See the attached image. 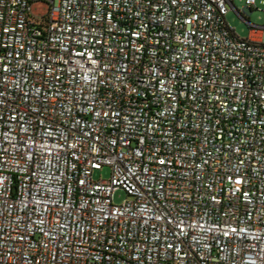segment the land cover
Segmentation results:
<instances>
[{
	"label": "built area",
	"instance_id": "2783aa9c",
	"mask_svg": "<svg viewBox=\"0 0 264 264\" xmlns=\"http://www.w3.org/2000/svg\"><path fill=\"white\" fill-rule=\"evenodd\" d=\"M33 1L0 0V264H264L257 0Z\"/></svg>",
	"mask_w": 264,
	"mask_h": 264
},
{
	"label": "rangeland",
	"instance_id": "374dc122",
	"mask_svg": "<svg viewBox=\"0 0 264 264\" xmlns=\"http://www.w3.org/2000/svg\"><path fill=\"white\" fill-rule=\"evenodd\" d=\"M56 3L58 0H55ZM234 5L237 9L244 12L246 8L245 0H234ZM50 3L47 0H34L32 5V13L35 21L42 19L49 14ZM244 16L249 19L251 24L257 27L264 26V0H257V6L254 11L244 12ZM227 21L229 25L235 29L236 34L241 38H249L251 34V25L245 22L234 9H231L227 15ZM263 42H264V30H263ZM112 170L106 166L101 171H95L94 180H110ZM128 199V195L123 189H118L114 194V203L120 205Z\"/></svg>",
	"mask_w": 264,
	"mask_h": 264
},
{
	"label": "trees",
	"instance_id": "16d2710c",
	"mask_svg": "<svg viewBox=\"0 0 264 264\" xmlns=\"http://www.w3.org/2000/svg\"><path fill=\"white\" fill-rule=\"evenodd\" d=\"M47 19H48V15L41 19L43 25H45V22L47 21Z\"/></svg>",
	"mask_w": 264,
	"mask_h": 264
},
{
	"label": "water",
	"instance_id": "95a60500",
	"mask_svg": "<svg viewBox=\"0 0 264 264\" xmlns=\"http://www.w3.org/2000/svg\"><path fill=\"white\" fill-rule=\"evenodd\" d=\"M235 6V5H234ZM233 9V8H232Z\"/></svg>",
	"mask_w": 264,
	"mask_h": 264
}]
</instances>
